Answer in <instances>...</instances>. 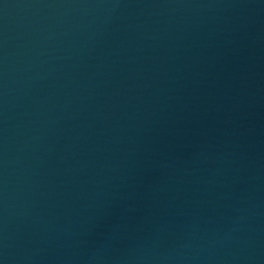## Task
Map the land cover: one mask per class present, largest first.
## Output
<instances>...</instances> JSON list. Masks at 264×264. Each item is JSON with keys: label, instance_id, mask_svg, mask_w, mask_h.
<instances>
[{"label": "water", "instance_id": "95a60500", "mask_svg": "<svg viewBox=\"0 0 264 264\" xmlns=\"http://www.w3.org/2000/svg\"><path fill=\"white\" fill-rule=\"evenodd\" d=\"M0 264H264V0H0Z\"/></svg>", "mask_w": 264, "mask_h": 264}]
</instances>
